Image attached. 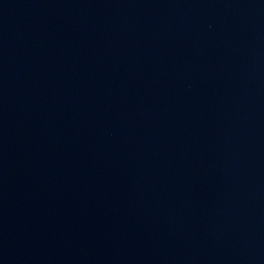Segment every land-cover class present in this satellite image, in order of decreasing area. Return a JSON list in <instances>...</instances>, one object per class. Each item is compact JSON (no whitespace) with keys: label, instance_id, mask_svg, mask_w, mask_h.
<instances>
[{"label":"water","instance_id":"1","mask_svg":"<svg viewBox=\"0 0 264 264\" xmlns=\"http://www.w3.org/2000/svg\"><path fill=\"white\" fill-rule=\"evenodd\" d=\"M0 264H264V0H0Z\"/></svg>","mask_w":264,"mask_h":264}]
</instances>
